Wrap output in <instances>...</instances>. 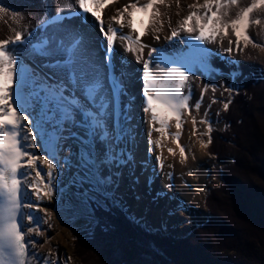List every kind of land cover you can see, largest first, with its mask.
Wrapping results in <instances>:
<instances>
[{"label":"snow or ice","instance_id":"1","mask_svg":"<svg viewBox=\"0 0 264 264\" xmlns=\"http://www.w3.org/2000/svg\"><path fill=\"white\" fill-rule=\"evenodd\" d=\"M112 2L114 0H61L55 14L45 12L34 32L21 27L12 38L0 40V264H32L34 259L39 260L30 249L37 245L34 235H42L40 223L47 221L30 213L25 217L21 210L46 212L39 207L40 202L45 198L53 199L61 191L59 177L64 168L70 170L73 164L70 156L62 160L58 157L70 137L78 144L77 152L72 153L76 157L77 171L64 189L77 188L85 204L121 206L123 201L118 189L124 168H128L133 185L139 183L133 169L134 154L130 148L121 147L132 140L128 125L131 117L122 99L126 95V83L122 74L115 70L112 53L119 39L126 52L142 57L147 47L142 43L147 24L137 21V13L151 19L154 5L163 0H147L142 5L139 0H133L123 9H117V15L111 17L105 28L97 10ZM237 4L238 0H204L202 5H189L196 10L178 22V28L172 30L169 39L178 37L180 31L197 33L191 39L200 42L201 52L207 53L203 45L216 42L222 29L227 35L231 27L237 49L241 39L252 43L248 29L260 20H253L251 14L264 7V0H252L235 19L225 21L223 17L229 15V7ZM65 10L70 11L66 13ZM6 11H9L6 6H0V13ZM86 14L100 22V31L106 41L102 62L97 59L82 27L69 22L80 17L82 24L86 23ZM19 22L23 23V17ZM125 27L129 29L128 34L123 32ZM232 43L229 40L230 46ZM162 51L150 49L149 59L143 62V111L149 114V124L160 125L154 130L161 134H166L169 121L175 120L178 130L175 141L182 160H186V150L179 138L183 129L182 114L192 112L190 93L185 94V89L189 88V68L183 63L179 67L160 68L159 63L184 60L183 56H164ZM157 53H160L159 63L154 64ZM37 58L43 61L39 67L47 72L37 71L26 62H35ZM200 62L205 65L207 57L202 55ZM229 103L224 104L225 110ZM194 107L198 111L200 102ZM200 123L207 124L204 135L208 140L201 141V147L207 148L212 142L213 131L207 113ZM193 125L195 134V118ZM77 128L80 133L73 131ZM153 143L159 147V141L153 142L150 135L149 151L154 150ZM38 147H43L45 155L37 154ZM169 152L172 154V149ZM156 160L159 163L160 157ZM146 183L150 185L151 179ZM156 195L159 197L163 193ZM31 197L35 198V203L29 202ZM25 218L28 225L23 223ZM45 259L48 264H54L47 257Z\"/></svg>","mask_w":264,"mask_h":264},{"label":"bare ground","instance_id":"2","mask_svg":"<svg viewBox=\"0 0 264 264\" xmlns=\"http://www.w3.org/2000/svg\"><path fill=\"white\" fill-rule=\"evenodd\" d=\"M133 0H114L112 3L103 4L97 10L101 15L102 21L105 25L110 22L111 17L117 15V9H123L125 5H128ZM147 0H139L142 5L146 3ZM252 0H238V4L229 7V15L223 17L225 21H230L235 19L240 10L248 6ZM204 0H163V2H158L154 5L152 12L154 15L151 19L145 18L142 14L137 13V21H144L147 24L146 32L147 34L142 36V43L147 47L143 50L142 57H138L137 54L126 52L124 48V43L119 39L116 40L114 45V51L112 53L113 64L117 70L118 74H122L126 83V95L122 98L123 103L128 106V111L130 112V120L128 125L130 126V131L132 135V140L129 144H122L121 147H128L134 154L135 165L133 166L135 177L139 179V183L133 185L132 177L129 173L128 168L123 169V179L130 180L129 186V196L120 192V195L130 200V204L136 216L140 218H146L150 216L154 224L160 226H166L165 229L174 228L179 232H183L190 227L194 226L198 221L207 217L206 210L199 206L197 207V201L206 191V186L214 179L215 182L220 180L219 166L223 162L222 160L209 157L204 147H201V141L196 138V132L193 133V118L197 112L202 113L206 107L203 101V94L206 90L207 78L211 72L217 68H221L219 75L231 76L229 66L225 63H220L216 66L213 62V57H222L224 54H229L237 49L236 38L231 30V27L227 30V35L224 34L223 29L217 36L216 42H208L203 45L208 51L207 53H202L199 47L198 41L191 39L192 36L197 33H187L180 31L178 37L169 39L173 29L178 28V22L182 21L189 12L195 11L194 8H189V5H202ZM61 0H0V6H6L9 11L0 13V40L10 39L14 36V32L19 30L21 27L32 30H36L38 22L44 16L45 12L49 15L55 14L57 8L60 7ZM78 8V5H76ZM131 10V9H129ZM70 10H65L67 13ZM203 12V9H200ZM158 13V14H157ZM87 22H81L80 17L71 19L69 22L72 24L80 25L87 35L88 42L94 49L96 57L102 62V58L105 54L106 41L103 34L100 31V22L95 21V18L91 14H86ZM23 17V23L21 24L20 18ZM125 17L127 19L126 13ZM194 24V21H193ZM139 27V24L137 25ZM158 29V31H157ZM124 34L129 33V29L125 27L123 29ZM249 34V32H248ZM133 36L136 33L132 34ZM157 37H159L157 39ZM229 40L233 43L230 46ZM231 47V51L227 48ZM150 49L163 50L162 54L167 57L172 56H183L184 60L178 63H159L160 53L155 54V63H159L160 68L167 67H179L183 63L185 68H189L188 75L190 78L189 88L185 89V94L190 93L189 104L192 106V112L189 114L184 111L182 114V124L183 129L179 138V143L186 150V156L192 151L195 158L186 163V160H182L180 156V149L175 141V134L177 133L175 120L169 121L166 134H161L156 132L154 128L160 127L159 124H149V114L143 111L145 106V98L143 95V62L148 60V52ZM207 57V63L202 65L200 60L201 56ZM261 60L257 62L260 67H264V50L260 51ZM240 56V51L237 53V60L235 66H242V60ZM32 68L40 72H47V69H42L39 67L43 63L39 58L35 62L28 60ZM153 71L156 69L153 66ZM140 101V102H139ZM142 102L144 105H142ZM196 102H200V109L197 111L194 107ZM140 103V104H139ZM130 104V105H128ZM196 120V119H195ZM197 122L195 128L197 130ZM73 131L80 133V129H73ZM148 135H146V133ZM145 133V136H144ZM151 135V140L153 142L159 141V147L155 143L151 145L154 149L149 151V138ZM147 137V138H146ZM192 137L193 141L191 145H187V141ZM39 144V141H37ZM169 149H172V154H170ZM78 144L74 138H69L65 145L64 151H62L58 157V160H62L65 156H70L73 167L69 170L64 168L59 179L61 180V192L63 194L75 193V187L70 190H65L64 185L68 183L71 177L76 173L77 169L75 167L76 157L72 153L77 152ZM38 155H45L43 147H38L36 149ZM160 157V162L158 163L156 157ZM187 159V158H186ZM163 167H160V164ZM44 171H47V166L44 165ZM34 175V173H33ZM150 178V185L146 183V180ZM122 180V179H121ZM128 180V181H129ZM173 180L172 186L169 187V181ZM121 183V181H120ZM156 183V184H155ZM157 185V186H156ZM190 185V186H189ZM155 186L157 189L155 190ZM161 187V188H160ZM71 191V192H70ZM77 191V190H76ZM157 193H163L161 196H157ZM157 196V197H156ZM75 197V196H71ZM139 197V198H137ZM149 198L145 200L143 198ZM158 198L159 201L153 202L152 198ZM164 197V198H163ZM162 199V200H160ZM144 200V203H141ZM29 202L35 203V198H29ZM54 202L53 199L48 198L43 199L39 207L41 209L46 208V204ZM76 202V201H75ZM146 202V203H145ZM146 209L144 210V206ZM78 209L81 211H87V205L84 203H78ZM149 209H151L149 211ZM192 210H196L200 215L195 216L192 214ZM22 213L31 214L34 217L38 216L45 220L44 211H35L32 209H22ZM72 212L69 217L72 216ZM67 218H64V224H58V220H55L54 229L51 230L55 233L54 243L57 247L61 249L62 257L60 259L55 258L53 260L54 264H71L68 257L65 254L64 247L66 246V239L72 236V233L68 230L69 226L76 225V227L81 230L84 228V222L81 219H77L76 224L67 222ZM23 223L28 225V221L25 218ZM68 223L67 225H65ZM35 226V225H32ZM42 235L35 236L34 239L37 241V245L34 249H30V252H35L39 260H33L32 264H48V261L43 262L45 257L49 258L50 250L49 248L43 249L42 240L48 237L47 228L49 226L46 223L41 222L39 225ZM63 235V236H62ZM61 236V237H60ZM62 239L59 242L58 239ZM57 243H60L59 245ZM46 254V255H44Z\"/></svg>","mask_w":264,"mask_h":264},{"label":"trees","instance_id":"3","mask_svg":"<svg viewBox=\"0 0 264 264\" xmlns=\"http://www.w3.org/2000/svg\"><path fill=\"white\" fill-rule=\"evenodd\" d=\"M264 35V24L261 25ZM213 128L210 156L232 160L203 197L208 217L183 237L90 203L96 222L73 241L80 264H264V77L244 76Z\"/></svg>","mask_w":264,"mask_h":264},{"label":"rangeland","instance_id":"4","mask_svg":"<svg viewBox=\"0 0 264 264\" xmlns=\"http://www.w3.org/2000/svg\"><path fill=\"white\" fill-rule=\"evenodd\" d=\"M251 17L253 20H255L257 18L260 20L259 24H251L249 29H248L249 36L251 37L253 42L252 43H246L245 41H243V39H241L239 49H236L235 51H232L229 54H224L222 57H219L216 55L213 57V62L216 66H219L220 63L227 64L229 66L230 75L231 74L234 75V78H232L231 76H226L224 74L219 75L221 68H217V70H219V72H216V73L211 72L209 74V77L207 78L206 90L203 94V101L205 102L206 109L202 113L197 112L196 115H194L196 122L198 124L195 139L203 140L204 142H207V140H208V136L204 135V133L207 130V124L206 123H200V121L202 119H204L205 113H207V120H208V122L211 123L212 129L216 128V129L221 130L223 128L224 121L221 117V111L225 109L224 104L229 103L230 98H231V92L237 91L239 89L241 80L244 76H247V75H253L254 77L264 76V67H260L258 64H256L257 62H259L261 60V57L259 55L260 51L264 50V35L261 31V25L264 24V7H259L257 9H255L253 11V13L251 14ZM239 51H240V56H241L240 60H242V62H243L241 67L235 66L236 60H237V53ZM225 89H231V91L229 92V91H226ZM128 105H130V104H128ZM142 105H144L143 102H142ZM145 133H144V136H145ZM146 135H147V133H146ZM147 137H148V135H147ZM192 141H193V139L191 137L190 140L187 141V145H191ZM204 149L206 152L207 148H204ZM206 154H207V152H206ZM209 157L223 161L221 163V165L219 166V171H220L221 166L228 164L230 161L229 157H215V156H209ZM194 158H195L194 153L192 151H190L188 153L186 163L191 162ZM128 180L126 178L125 179L122 178L119 189H118L119 194L121 191H124V193L129 196V193H130V191H129L130 183L129 182H130V180L129 181ZM220 182H221V177H220V180L217 182H215L213 179L206 186V188H208L209 186H212V185L219 184ZM172 183H173V180H170L169 181V187L172 186ZM156 186L154 188L155 190L157 189ZM59 187L61 188V184L59 185ZM76 190H77V188H75V193H73V194L72 193H70V194L65 193L63 195H60V192H57L56 195L53 197L54 202H51L48 205L46 204V208H45L46 212L44 211V214L46 215L45 220L47 221L46 224L49 226V228H47L48 237L45 238L44 240H42V246H43V249L49 248L51 256L48 259H50L51 261H53L55 258L60 259L62 257L61 249L59 247H57L56 243H54V238H55L56 234L53 233V231L51 230L52 227L54 229L55 220H58V224H60V225L64 224V218H67V217H68L67 222L70 221L71 223L76 224L78 222V220H77L78 218L83 220V222H84V228L81 230H79L76 227V225H72V226L68 227V230L70 232H74V233H72V236L69 239L67 238L65 240L66 246L64 247V251H65V254L68 257L69 262L71 264H80L79 258L74 253L73 241L77 238L83 237L86 234H89L91 232L95 222H96L95 216H94L89 204H86L87 208H88L87 211L83 212V210L81 211L80 209H78L79 208L78 203H80V202L84 203V202H83L82 198L79 196L78 190L77 191ZM205 192L198 199L197 204H196L197 207L201 206L204 209H205V207L203 205V197H204ZM72 195L75 197H71ZM120 197L123 201V204L119 207L123 208L124 210H127L128 207L131 206L130 200L123 198L121 195H120ZM156 197L155 198L150 197V198H152L154 204H155V202H157V200L159 201V199ZM143 199L149 200L148 197L143 198ZM160 200H162V199H160ZM141 203H144V200ZM142 206H144V205H142ZM145 209H146V206H144V210ZM150 210L151 209H149V211ZM72 212H74V213L72 214L71 217H69V215ZM206 213H207V211H206ZM134 214L131 213L130 217L132 219H135L136 221L144 222L145 226H149L150 228L162 227V225L160 226V224L159 225L154 224L152 219L150 218V216H147L146 218H142V217L138 218L137 216H135L136 214L135 215ZM192 214L195 216L200 215V213H198L196 210H192ZM207 218H208V213H207L206 218L201 219L194 226L190 227L189 229H187L183 232H179V231L175 230L174 228H170V227L168 229H165V230H166V232H169L170 234L173 233L174 235H176L178 237L185 236L188 234V232L191 229H193L197 225L202 224ZM67 224L68 223H66L65 225H67ZM164 227H166V226H163V228ZM64 238L65 237H62L61 239L59 238L58 241L62 242V239H64ZM57 244L59 245L60 243H57ZM44 255H46V254H44ZM46 261H48V260H43V262H46Z\"/></svg>","mask_w":264,"mask_h":264},{"label":"water","instance_id":"5","mask_svg":"<svg viewBox=\"0 0 264 264\" xmlns=\"http://www.w3.org/2000/svg\"><path fill=\"white\" fill-rule=\"evenodd\" d=\"M213 219H215L216 221H218V222H220V220L218 219V218H216V217H213V216H211Z\"/></svg>","mask_w":264,"mask_h":264}]
</instances>
